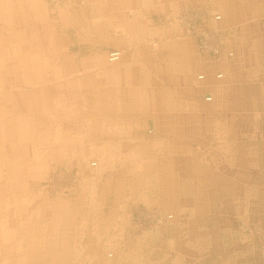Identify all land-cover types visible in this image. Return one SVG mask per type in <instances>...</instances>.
I'll use <instances>...</instances> for the list:
<instances>
[{
	"label": "crops",
	"instance_id": "0c3cea01",
	"mask_svg": "<svg viewBox=\"0 0 264 264\" xmlns=\"http://www.w3.org/2000/svg\"><path fill=\"white\" fill-rule=\"evenodd\" d=\"M85 1V7L74 8L59 4H49V7L46 0H0V155L3 156L0 171L7 168L12 171L8 176L0 173V202L10 194L22 199L18 207L0 209V255H6L10 264H42L39 257L47 258L48 246H62L64 238L74 245L79 241L95 245L101 237L108 242L119 237L131 240L127 232L131 212L155 204H176L179 188L171 186L176 182V165L187 166L186 175L195 181L196 169L192 166L207 171L216 162L222 166L216 158L219 151L227 152L229 146L240 151L236 139L226 140L233 136V124L230 128L224 126L225 119L221 118L222 123L209 122L207 127L216 125L217 128L205 135L207 127L201 133L202 126L197 130L192 126L194 120L205 117L202 111L174 107L177 74L180 79L186 74L192 78L193 71L186 73L168 64L162 67L165 73L161 75L159 63L146 60L151 51L139 44V38L146 35L143 26L148 21L157 15H174L187 0ZM211 4L232 12L238 8L251 10V15L257 18L264 16V2L211 0ZM86 48L89 50L84 54L88 56L82 57ZM109 50H116L113 56H119L117 62H108L109 57L94 60ZM153 71L158 72L154 75ZM259 80L264 82V77ZM162 81L167 85L165 90L160 89ZM212 82L214 87L217 82ZM94 84L98 89L101 86L105 89L104 98L98 101L81 95L83 86ZM262 85L253 86V105L241 97L234 101L248 103L244 110L263 118L264 124ZM190 87L189 90L193 88L192 81ZM215 88L220 96L223 84ZM98 102H103L101 109H97ZM148 124L158 135L152 141H146L145 137ZM201 134L203 140L196 141ZM183 135L194 139L184 138L188 142L180 146L175 140ZM209 136L216 142L206 139ZM205 140L211 142L203 144ZM251 142L257 143L255 134ZM195 145L202 154L193 152ZM262 146L253 145L242 157L263 158L259 152ZM165 150L170 151L167 157L162 155ZM49 152L46 161H42L43 153ZM9 153L12 158L6 156ZM91 157L99 162L96 169L87 168ZM43 164L47 166L44 176L49 167L61 166L81 174L77 192L70 200L57 198L56 210L47 197L40 200L43 208L33 207L30 202L33 194L29 188L32 176L36 175L32 173L33 168ZM18 171L24 174L23 178L16 175ZM192 200L196 202L194 197ZM20 213H23L21 221L17 217ZM37 214L42 218L38 219ZM188 214L191 216L193 212ZM2 215L7 217L13 233L12 241H8L12 252L10 246H3L6 221ZM85 221L89 225H84ZM40 222L53 231H45L48 237L38 238L37 232L29 233L34 238L16 236L17 228L36 229ZM262 224V228L252 229L264 241ZM16 247H22L21 252ZM55 250L58 254L61 251ZM251 255H254L252 250L238 256L249 258ZM57 260L62 262L63 255L59 254ZM232 260L225 264H238Z\"/></svg>",
	"mask_w": 264,
	"mask_h": 264
},
{
	"label": "rangeland",
	"instance_id": "374dc122",
	"mask_svg": "<svg viewBox=\"0 0 264 264\" xmlns=\"http://www.w3.org/2000/svg\"><path fill=\"white\" fill-rule=\"evenodd\" d=\"M46 2L48 6L49 4L71 5L74 8L86 6L85 0ZM210 2L211 0L207 3L201 0H187L174 15L154 16L143 26L146 35L139 38V44L155 52V54L150 52L146 60L159 63L161 75L165 73L162 67L168 64L172 69L174 67L186 73L187 70L193 71L192 78L190 74H186L184 79H180L177 74V98L174 107L200 110L205 114V117L192 123V126H196L193 128L195 130L199 126L206 128L209 122L222 123L224 119V126L230 128L233 124V136H230L231 138L228 136L226 140L236 139L240 151L230 146L226 148L227 152L219 151V158L218 156L216 158L220 160L222 166H218L216 162L209 166L207 171L200 166H192L193 170L196 169L195 181L194 177L191 181L186 175L187 166L176 165V182L171 184L176 186V190L179 188L176 204H155L131 212L127 224L128 237L132 238L131 240L119 237L108 242L106 238L101 237L99 243H94L95 245L81 241L74 245L65 242L66 238L63 237L65 240L62 246H48L47 258H43L45 257L43 255L39 257L42 264H225L232 258L234 262L238 261V264H264V241L259 238L258 231L252 229L256 226L262 228L264 223V124L263 118L251 116L244 110L248 103L250 105L254 102L251 99L255 90L253 86L257 88L258 84L264 83L263 80H259L264 77V16L257 18L251 15V10L242 11L240 8L236 9L239 13L236 10L232 12V9L224 10L219 6L210 5ZM215 15H220L221 19L215 20ZM99 41L103 42L100 39ZM88 50L89 48H86L81 56L87 57L88 55L84 53ZM114 51L116 50L102 53L94 57V60L102 58L104 60V57L106 60L107 57L110 59ZM157 72L153 71V74ZM199 74L204 75V78L199 79ZM217 74L222 77L217 78ZM163 81L160 84L161 90L167 87ZM191 81L193 88L189 90ZM212 81L217 82L215 85L223 84L220 96L217 95L215 85L212 87ZM97 89L95 84L91 87L83 86L84 91L81 95L98 101L100 97L104 98L105 89L103 86L99 87L98 91ZM191 95H195L194 98H190ZM237 97L248 103L234 101ZM102 107L103 102L101 104L98 102L97 109ZM226 115L228 117H225ZM205 128L203 130L199 128V132L203 133ZM216 128V125L207 127L205 135ZM145 134L146 141L158 137L151 124H148ZM254 134L257 141L255 144L251 142ZM189 136H180L181 139L175 141L178 145L184 146V142H188L189 138L194 139V136ZM203 136L201 134L196 141H202ZM207 138L216 142L210 136ZM210 142L205 140L203 144ZM253 145H263L259 151L263 158L250 160L242 157ZM196 151L202 154L198 145L193 146V152ZM50 153H43L42 161L45 162ZM169 153V150H165L162 155L167 157ZM52 154L55 158L56 153ZM37 156L35 153V157ZM0 158L3 156L0 155ZM89 162L87 168L96 169L99 166L98 160L92 157ZM92 162L96 163L94 167L91 166ZM36 166H33L32 173L36 175L32 176V187L29 188L30 194H33L30 201L33 207H45L40 200L48 198L47 200H52V208L56 210L57 198L70 200L77 192L80 171L66 166L49 167L44 176L46 164ZM152 168L156 169L155 166ZM16 175L22 177L24 174L18 171ZM190 195L194 197L195 203ZM192 204L195 207L190 208L189 205ZM230 204L235 209L229 206ZM27 205L31 206L30 203ZM189 211H192L193 215L190 216ZM22 214L17 216L20 221L23 218ZM167 214L173 215L171 221L167 219ZM36 217L38 218L39 214ZM3 218L6 221L3 246L7 248L10 246L9 251L12 252L13 247L8 245V241H12L10 235L13 236V233L10 231L11 226L6 220L7 217ZM63 220L66 226V215ZM42 224L43 222L38 223L36 229L17 228L15 234L17 237L34 238L29 233L37 232L40 233V236H36L38 238L48 237L49 235L45 234L47 227ZM84 225L89 223L85 221ZM127 242L130 244L127 245ZM21 248L16 247V250L21 252ZM56 248L61 250L59 254L63 255L62 262L57 260L59 254L55 253ZM251 250L254 255L249 258L238 256L241 252ZM0 258V264H10L6 255H0ZM56 260L57 262H54Z\"/></svg>",
	"mask_w": 264,
	"mask_h": 264
},
{
	"label": "bare ground",
	"instance_id": "6f19581e",
	"mask_svg": "<svg viewBox=\"0 0 264 264\" xmlns=\"http://www.w3.org/2000/svg\"><path fill=\"white\" fill-rule=\"evenodd\" d=\"M56 1L60 2V0H56ZM51 2L52 3H55L54 0H51ZM118 60H119V56L118 55H115L113 57H110V59H108V62L113 63V62H117ZM221 77H222V75H217V78H221ZM199 79H203V76H200ZM8 151H11V149H6V152H8ZM11 154L12 153L6 154V156L10 158L12 156ZM0 173L8 176L9 174L12 173V171L9 168H7V169L1 170ZM3 193L5 195H7V191H4ZM21 200L22 199L20 197H18V196L17 197H14L12 194H10L8 196H5V198H3L1 200V202H0V209H1V207H4V208H8V207H11V206L18 207L22 203ZM167 219L171 221L173 219V215L172 214H168L167 215Z\"/></svg>",
	"mask_w": 264,
	"mask_h": 264
},
{
	"label": "built area",
	"instance_id": "2783aa9c",
	"mask_svg": "<svg viewBox=\"0 0 264 264\" xmlns=\"http://www.w3.org/2000/svg\"><path fill=\"white\" fill-rule=\"evenodd\" d=\"M214 19H215V20H220V19H221V16H220V15H215V16H214Z\"/></svg>",
	"mask_w": 264,
	"mask_h": 264
}]
</instances>
